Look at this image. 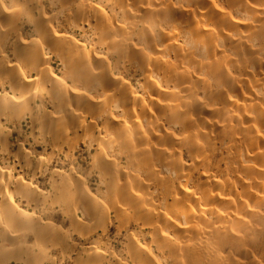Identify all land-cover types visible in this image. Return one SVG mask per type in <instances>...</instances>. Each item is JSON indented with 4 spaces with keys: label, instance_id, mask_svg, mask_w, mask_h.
<instances>
[{
    "label": "clouds",
    "instance_id": "1",
    "mask_svg": "<svg viewBox=\"0 0 264 264\" xmlns=\"http://www.w3.org/2000/svg\"><path fill=\"white\" fill-rule=\"evenodd\" d=\"M198 2L89 0L92 9H108L96 14L103 19L95 25L83 21L88 28L82 38L99 54L95 64L61 69V80L45 67L26 83L25 76L36 72L34 48L28 62L16 65L21 71L14 82L0 73V235L16 237L13 244L31 250L28 264H186L190 237L178 233L175 221L188 226V217L203 220L215 232L203 213L191 216V197L178 200L173 187L171 206L158 205L152 199L156 193L142 187L152 182L157 158L167 161L165 179L173 185L188 182L175 153L199 148L202 139L207 143L200 135L206 110L214 109L218 122L231 128L242 109L210 102L225 91L223 81L239 86L251 72L247 87L259 98L251 103L264 116V0H239L236 18L253 27L226 25L236 41L227 49L220 36H205L196 25L173 19V9ZM133 75L135 86L129 83ZM155 88L162 90L164 115L148 118L143 101L151 103ZM72 90L81 95L70 96ZM22 121L31 130L10 141ZM161 132L174 142L166 147ZM210 264L228 261L217 251Z\"/></svg>",
    "mask_w": 264,
    "mask_h": 264
},
{
    "label": "bare ground",
    "instance_id": "2",
    "mask_svg": "<svg viewBox=\"0 0 264 264\" xmlns=\"http://www.w3.org/2000/svg\"><path fill=\"white\" fill-rule=\"evenodd\" d=\"M238 6L239 0H199L191 7L173 9L172 17L190 26L196 25L205 36H220L227 49L236 41L232 39L234 32L226 25L231 24L241 30L253 27L236 18L233 9ZM101 12L106 13L108 9H92L89 0H0V50L3 52V56H0V73L14 82L21 71L16 65L22 61L28 62L34 48L38 49L36 72L25 76L26 83L34 80L39 70L45 67L53 79L61 80V69L70 70L76 66L84 69L90 62L95 64L99 54L94 55L89 51L88 44L82 38L86 34L84 29L88 28L83 21L87 18L90 24L95 25L97 20L103 19L96 16ZM197 21L201 23L197 24ZM221 27L224 28L223 33L220 32ZM26 28H30L31 32H26ZM29 40H38L39 44L26 43ZM129 74L132 75V72ZM251 77V72L245 73L239 86H234L230 80L223 81L225 91L215 93L210 99L218 106L235 104L242 109L236 113L231 128L218 122L214 109H208L209 118L200 133L208 138L207 143L202 139L199 148L189 147L175 153L182 161L180 174L187 176L188 182L173 185L165 179L162 169L167 166V161L157 158L154 160L156 168L150 173L152 182L142 185L144 190L156 193L152 199L158 205L168 207L172 204L170 192L174 187L178 200L191 197L188 207L192 217H200L203 213L204 218L213 221L215 232L203 220L193 221L188 217V226L175 221L178 233L186 232L190 237L185 251L186 264H210V260L216 258L217 251L219 258H226L228 264H264V116L260 115V106L251 103L253 99H259L247 87L251 84ZM135 79L133 75L129 81L133 86ZM161 93L160 88L150 89L151 103L148 98L143 101L147 105L144 109L146 117L164 115L161 111L164 103ZM229 94L233 95L232 100H228ZM69 95L79 96L81 93L72 90ZM135 115L136 122L142 124L139 111ZM190 124L191 121L187 122L185 127ZM160 136H165L166 147L174 142L163 132ZM13 137L14 133H11L9 140L14 141ZM149 138L155 140L159 136ZM155 172H160V175L156 176ZM133 190L137 196L144 194L137 192L135 186ZM193 201H199V206ZM204 237L208 238L206 243L203 242ZM16 239L0 235L1 253L7 245L13 258L30 260L31 250L24 244H13L12 241ZM197 241L201 243L197 244ZM179 247L184 248V245L180 244Z\"/></svg>",
    "mask_w": 264,
    "mask_h": 264
},
{
    "label": "rangeland",
    "instance_id": "3",
    "mask_svg": "<svg viewBox=\"0 0 264 264\" xmlns=\"http://www.w3.org/2000/svg\"><path fill=\"white\" fill-rule=\"evenodd\" d=\"M26 32L30 33L31 32V29L30 28H26ZM56 68L58 66L54 65ZM30 126H29V122L28 121H22L20 122L18 125H17V128L16 130L12 131V133H14V137L13 139L15 140L16 136H17V133L18 132H21L22 135H27V133L30 131ZM2 245V243H0ZM0 245V246H1ZM5 246V244L3 245ZM2 246V247H3ZM7 246V245H6ZM3 249L4 251H0V260H7V264H28L29 260H25V259H17V258H13L11 256V254L8 252V246ZM5 253V254H4Z\"/></svg>",
    "mask_w": 264,
    "mask_h": 264
}]
</instances>
